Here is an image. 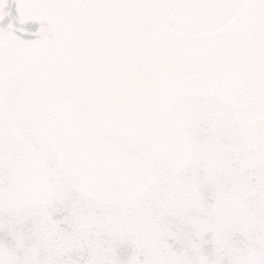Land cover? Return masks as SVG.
<instances>
[{
  "label": "snow or ice",
  "instance_id": "obj_1",
  "mask_svg": "<svg viewBox=\"0 0 264 264\" xmlns=\"http://www.w3.org/2000/svg\"><path fill=\"white\" fill-rule=\"evenodd\" d=\"M0 264H264V0H0Z\"/></svg>",
  "mask_w": 264,
  "mask_h": 264
}]
</instances>
